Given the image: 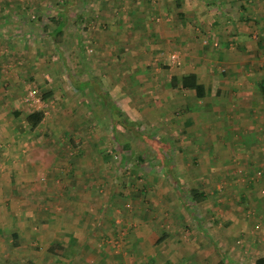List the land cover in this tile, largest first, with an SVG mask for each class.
<instances>
[{"label": "rangeland", "instance_id": "rangeland-1", "mask_svg": "<svg viewBox=\"0 0 264 264\" xmlns=\"http://www.w3.org/2000/svg\"><path fill=\"white\" fill-rule=\"evenodd\" d=\"M253 3L0 0V91L9 93L0 99V114L10 121V129H0V139L17 138L18 152L39 159L42 167L50 153L60 156L63 163L54 168L66 176L71 167L68 177L54 179L61 188L73 186L74 178L81 179L80 186L97 187L99 213L114 223L110 243L132 264H252L264 256V218L239 194L219 193L217 181L200 203L186 199L187 122L173 107L178 92L171 84V77L179 79L193 65L190 50L201 57L214 42H231L233 35L226 40L214 31L234 25V12L247 16L251 26ZM60 12L67 18L55 46L49 32ZM86 80L82 91L75 88ZM46 92L50 95L41 98ZM102 92L126 121L111 120L101 105ZM36 110L43 117L31 129L24 117ZM81 155L85 164L74 162ZM146 217L159 221V229H152L159 236L162 229L174 231L180 256L153 258L142 250L127 255L124 236Z\"/></svg>", "mask_w": 264, "mask_h": 264}, {"label": "crops", "instance_id": "crops-1", "mask_svg": "<svg viewBox=\"0 0 264 264\" xmlns=\"http://www.w3.org/2000/svg\"><path fill=\"white\" fill-rule=\"evenodd\" d=\"M253 2L251 26L248 17L236 11L234 25L224 24L222 31L220 27L214 31L226 40L233 35L231 42H214L215 47L204 48L201 57L189 51L193 65L179 77L193 74L199 88L183 89L177 78L173 107L180 109L187 122L190 187L186 199L200 203L207 190L221 181L219 193L239 194L264 218V0ZM225 14L231 17L230 12ZM197 61L200 66L194 64ZM7 98L9 93L0 91V99ZM4 117L1 113L0 129H10ZM17 141L0 139V264H132L124 253L116 254L110 243L114 223L99 213V189L80 186L78 178L73 186L59 187L54 179L68 177L71 167L66 176L65 170L54 168L55 162L63 160L53 153L42 167L39 159L18 152ZM88 158L90 168L95 158ZM74 162L85 164V159L81 155ZM89 173L88 177L95 176L94 169ZM44 177L51 183L39 181ZM191 189L203 198L191 201ZM137 222L135 232L129 230L122 242L127 255L133 258L134 251L142 250L153 258L180 256L174 231L162 229L159 236V231L152 230L159 229L158 220L146 217Z\"/></svg>", "mask_w": 264, "mask_h": 264}, {"label": "trees", "instance_id": "trees-1", "mask_svg": "<svg viewBox=\"0 0 264 264\" xmlns=\"http://www.w3.org/2000/svg\"><path fill=\"white\" fill-rule=\"evenodd\" d=\"M66 13H57L56 17L53 19L54 20V26L52 27V29L49 32V36L52 40V43L57 46L59 43V39L60 37L63 35V27L65 24V20H66ZM176 82H177V78L176 77H171V84L173 86H176ZM179 83H180V87L183 89H191V88H199L198 84H195L194 82V75L191 73L182 75L181 77H179ZM263 85V92H264V79L262 81ZM75 88L78 89L79 91H82V89L88 84V81H78L75 83ZM81 85V87H79ZM50 95V92H46L43 93L41 98L45 99L47 96ZM100 95H102V98L100 97V99L102 100L101 105L105 108L108 109V114H110L111 116V120H115L114 123L121 121H126V116L124 115V113L121 111V109H119L117 107L116 104L114 103H110V100H108V93L106 92H102L100 93ZM103 98L107 99L106 102L103 101ZM112 106V111H111V107ZM114 116V117H113ZM43 117V113L41 110H36V111H32L29 112L25 115L24 119L26 121V123L29 125L30 128H34L42 119ZM123 124V123H122ZM189 198L191 199V201H199L203 198V195L200 192H197L194 189H191L189 191ZM252 264H264V256H258L254 259Z\"/></svg>", "mask_w": 264, "mask_h": 264}]
</instances>
